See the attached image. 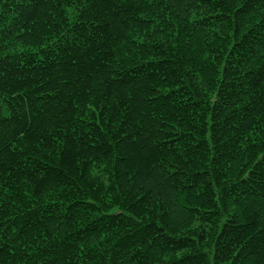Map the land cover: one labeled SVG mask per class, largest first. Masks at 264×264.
Here are the masks:
<instances>
[{
  "label": "trees",
  "instance_id": "obj_1",
  "mask_svg": "<svg viewBox=\"0 0 264 264\" xmlns=\"http://www.w3.org/2000/svg\"><path fill=\"white\" fill-rule=\"evenodd\" d=\"M0 264H264V0H0Z\"/></svg>",
  "mask_w": 264,
  "mask_h": 264
}]
</instances>
